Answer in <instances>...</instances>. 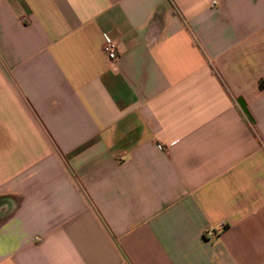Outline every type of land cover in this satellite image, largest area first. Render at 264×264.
Returning a JSON list of instances; mask_svg holds the SVG:
<instances>
[{"label": "crops", "instance_id": "0c3cea01", "mask_svg": "<svg viewBox=\"0 0 264 264\" xmlns=\"http://www.w3.org/2000/svg\"><path fill=\"white\" fill-rule=\"evenodd\" d=\"M0 264H264V0H0Z\"/></svg>", "mask_w": 264, "mask_h": 264}, {"label": "built area", "instance_id": "2783aa9c", "mask_svg": "<svg viewBox=\"0 0 264 264\" xmlns=\"http://www.w3.org/2000/svg\"><path fill=\"white\" fill-rule=\"evenodd\" d=\"M103 52L105 56L113 63H117L121 57V47L118 41L106 38ZM226 229V224L222 223L218 228H212L205 231L206 238L219 237L221 232Z\"/></svg>", "mask_w": 264, "mask_h": 264}, {"label": "water", "instance_id": "95a60500", "mask_svg": "<svg viewBox=\"0 0 264 264\" xmlns=\"http://www.w3.org/2000/svg\"><path fill=\"white\" fill-rule=\"evenodd\" d=\"M243 105V104H242Z\"/></svg>", "mask_w": 264, "mask_h": 264}]
</instances>
